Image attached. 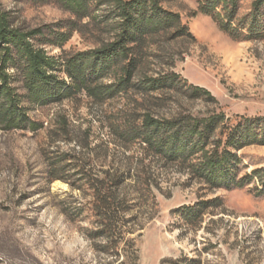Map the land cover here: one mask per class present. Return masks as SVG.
<instances>
[{"label": "rangeland", "instance_id": "obj_1", "mask_svg": "<svg viewBox=\"0 0 264 264\" xmlns=\"http://www.w3.org/2000/svg\"><path fill=\"white\" fill-rule=\"evenodd\" d=\"M200 1L162 0L163 8L180 15L191 38H156L146 70H171L207 89L218 102L216 109L232 120L264 117V39L235 41L210 17H192ZM254 1L239 0L238 16L248 15ZM0 7L24 29L66 31L76 26L61 49L43 46L50 56L98 48L112 39L105 3L93 5L91 16L83 20L55 2L0 0ZM259 13L264 21V6ZM136 98L130 93L98 105L79 95L60 104L28 106L29 117L43 129L0 131V264H264V192L257 194L264 189L258 179L242 189L209 190L175 168L153 165L158 184L152 189L154 217L128 236L134 247L124 248L119 261L88 239L89 218L71 221L62 212L71 191L62 181L48 180V159L57 151L78 153L82 160L89 157L94 171L116 163L123 151L113 141L110 125L126 119ZM189 106L195 111L213 108L199 102ZM60 115L67 118L66 133ZM238 155L239 178L260 170L264 180V146L246 147ZM216 198L221 205L207 213L200 228L183 224L174 213Z\"/></svg>", "mask_w": 264, "mask_h": 264}, {"label": "trees", "instance_id": "obj_2", "mask_svg": "<svg viewBox=\"0 0 264 264\" xmlns=\"http://www.w3.org/2000/svg\"><path fill=\"white\" fill-rule=\"evenodd\" d=\"M31 1L55 2L77 20L89 18L98 2L108 4L112 39L98 48L50 56L43 46L61 49L76 26L66 31L49 26L28 30L15 26L10 13L0 7V131L43 129L29 117L28 106L60 104L79 95L98 105L130 93L140 97L132 100L126 119L110 125L113 141L123 151L116 163L94 171L89 157L82 160L78 153L57 151L48 159V180L62 181L71 191L62 212L71 221L91 220L90 241L111 251L115 261L124 248L133 249L128 236L154 217L155 164L175 168L209 190L242 189L253 179L264 189L260 170L239 178L238 155L246 147L264 146V117L232 120L216 109L218 102L207 89L189 84L171 70L155 74L146 70L156 38H191L180 15L163 8L162 0ZM263 6L264 0H255L250 13L239 17V0H201L192 17H210L235 41L262 40ZM196 102L213 108L195 111L189 105ZM60 120L66 133V116L60 115ZM106 153H101L104 160ZM220 205L217 198L200 200L174 213L196 229Z\"/></svg>", "mask_w": 264, "mask_h": 264}]
</instances>
